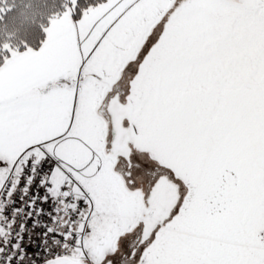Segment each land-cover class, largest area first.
<instances>
[{
	"label": "snow or ice",
	"instance_id": "6c2138e0",
	"mask_svg": "<svg viewBox=\"0 0 264 264\" xmlns=\"http://www.w3.org/2000/svg\"><path fill=\"white\" fill-rule=\"evenodd\" d=\"M0 264H264V0H0Z\"/></svg>",
	"mask_w": 264,
	"mask_h": 264
}]
</instances>
